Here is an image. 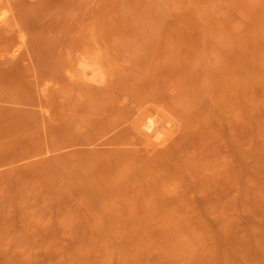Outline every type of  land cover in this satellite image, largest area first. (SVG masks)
Listing matches in <instances>:
<instances>
[{"label":"rangeland","instance_id":"obj_1","mask_svg":"<svg viewBox=\"0 0 264 264\" xmlns=\"http://www.w3.org/2000/svg\"><path fill=\"white\" fill-rule=\"evenodd\" d=\"M0 12V264H264V0Z\"/></svg>","mask_w":264,"mask_h":264},{"label":"bare ground","instance_id":"obj_2","mask_svg":"<svg viewBox=\"0 0 264 264\" xmlns=\"http://www.w3.org/2000/svg\"><path fill=\"white\" fill-rule=\"evenodd\" d=\"M2 13L4 14V12H2ZM0 14H1V12H0ZM3 14H2V18L0 19L1 22L3 21ZM218 57L220 59L223 58V56H221V55H218ZM244 82L245 81L242 79V77H238L235 81L231 82V84L229 85V88L232 91V93H235V92L240 93L242 88H243ZM140 113H139L140 115L138 117V121L135 124V130H136V132L139 135H141L140 137H142V139L145 140V141L143 140L144 142L147 143L145 145H148V146L150 145V146H153V148H154V147L157 146V144H155V143H158V145H161L164 142H166L168 140L167 138H169V135H170L171 131H170V129H167V131H169V132H166V131H163V130H165L166 128H169L168 123H167L168 127L165 125L166 128L163 126L162 127L163 129H161L158 126L161 129L162 132H166V134L163 133L164 135H166V136H164L162 134V132L159 131L160 129L157 130L158 127L156 126V119H155L153 114H151L148 111H143V112H140ZM162 135L164 136L163 137L164 139L162 138L163 140L160 139L162 137ZM159 140L164 141V142L160 143Z\"/></svg>","mask_w":264,"mask_h":264}]
</instances>
